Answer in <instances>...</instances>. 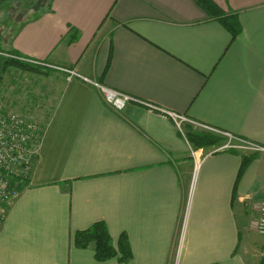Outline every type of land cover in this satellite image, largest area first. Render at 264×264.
Listing matches in <instances>:
<instances>
[{"label": "crops", "instance_id": "obj_1", "mask_svg": "<svg viewBox=\"0 0 264 264\" xmlns=\"http://www.w3.org/2000/svg\"><path fill=\"white\" fill-rule=\"evenodd\" d=\"M210 1L236 37L195 0H48L17 20L0 6V52L35 61L13 93L52 108L0 264H264V151L193 148L162 111L264 147V0ZM86 79L135 100L115 110ZM97 221L127 235L126 263L74 246Z\"/></svg>", "mask_w": 264, "mask_h": 264}, {"label": "built area", "instance_id": "obj_2", "mask_svg": "<svg viewBox=\"0 0 264 264\" xmlns=\"http://www.w3.org/2000/svg\"><path fill=\"white\" fill-rule=\"evenodd\" d=\"M17 58L29 63H35V61L26 57L17 56ZM63 70L68 72V77L78 75L74 70ZM86 80L101 92L103 101L115 110H121L129 100H135L130 95L120 93L96 81ZM4 98L0 97V224L3 223L9 208L19 196L20 191L29 182L32 164L39 152L43 136V126H41L33 113L29 110L24 111L12 106L11 101ZM162 111L174 119L175 125L179 129L182 128L183 122L198 125L193 121H188L185 116L171 111ZM201 127L214 130L205 125H201ZM222 133L229 136L230 139L234 138L238 140V143L224 144L216 150L237 147L249 152L264 151V147L261 144L247 142L245 139L236 138L228 133ZM196 169L197 166L195 167ZM256 206L258 216L253 222L254 231L264 236V198ZM262 253L264 255V248Z\"/></svg>", "mask_w": 264, "mask_h": 264}, {"label": "trees", "instance_id": "obj_3", "mask_svg": "<svg viewBox=\"0 0 264 264\" xmlns=\"http://www.w3.org/2000/svg\"><path fill=\"white\" fill-rule=\"evenodd\" d=\"M12 1L17 0H0V6L6 3H10ZM201 8H203L208 14H213L214 16H218L219 21L226 27V29L231 34V37H236L241 31L240 25L236 20V15L231 13L228 15H220L216 10L215 5L210 0H195ZM9 61L5 65V70L7 67L16 68L19 70H31L34 68V65L19 60L17 56H19L15 52H8ZM4 70V71H5ZM2 77L0 78L1 81ZM186 127V126H185ZM205 129V128H204ZM210 132V135L201 134V135H192L188 134V141L191 143L193 148L206 147L211 144H216L222 140V136L211 134V132H215L218 134H223L220 131H214L207 129ZM187 132V131H186ZM231 140H235L232 138ZM235 142L234 144H236ZM231 144V143H230ZM233 149V147H228L223 150ZM242 161L239 170L238 176L245 170L249 161L252 158L251 155H243ZM1 226V224H0ZM73 244L78 248H92L94 252V258L97 261H104L113 257H116L120 262L126 263L131 258V248L129 244V240L127 235L122 232L117 238L116 242H114L108 227L104 221H97L92 223L89 227L78 230L73 235Z\"/></svg>", "mask_w": 264, "mask_h": 264}, {"label": "rangeland", "instance_id": "obj_4", "mask_svg": "<svg viewBox=\"0 0 264 264\" xmlns=\"http://www.w3.org/2000/svg\"><path fill=\"white\" fill-rule=\"evenodd\" d=\"M10 3H12L13 7L7 9L5 12V14L8 18L7 20H9V17L12 20H17L19 18L26 17L29 14H32V11L30 10V6H31L32 2H30L29 0H17L14 2H10ZM6 23L8 24V22H6ZM22 71L23 70L7 67V69L4 71V73L2 75V79L0 81V97H5L4 99L11 101L12 106H15L18 109H20L19 107L21 106L26 110H30L32 113H34L35 116L37 114L43 122L45 119L48 118L52 108L45 107V109H43L39 112L37 110L33 111L36 103H31L30 100H28L26 98H21L20 94L18 95L16 93L15 94L13 93V91L15 89H19L18 86L22 85V82H24L25 79L27 78L25 76V74H23L24 72H22ZM20 89L22 91V90H24V87H21ZM20 110H22V109H20ZM38 121L40 122L39 118H38ZM184 123L185 122L182 123V130L184 131L183 136L186 139L188 138L187 133L192 134V135H201V134H206L208 136L210 135V132H208L207 129H204L203 127H198V126H187V127H185L186 125L184 126ZM211 134H216V135L222 136V140L216 144H211V145H208L206 147H203L204 149L215 150L224 144H228V143L234 144V140H231L229 138V136L218 134L215 132H211ZM187 141H188V139H187ZM236 142L238 143L237 140H236Z\"/></svg>", "mask_w": 264, "mask_h": 264}, {"label": "water", "instance_id": "obj_5", "mask_svg": "<svg viewBox=\"0 0 264 264\" xmlns=\"http://www.w3.org/2000/svg\"><path fill=\"white\" fill-rule=\"evenodd\" d=\"M48 0H35L34 3L31 6V10L33 12L38 11L39 9L45 7L47 4ZM9 61V54L0 52V78L2 77L4 70H5V65Z\"/></svg>", "mask_w": 264, "mask_h": 264}]
</instances>
